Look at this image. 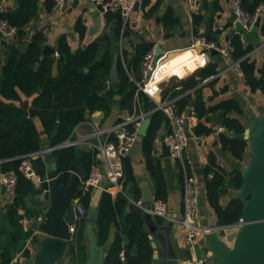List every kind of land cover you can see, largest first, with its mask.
Listing matches in <instances>:
<instances>
[{"label":"trees","instance_id":"trees-1","mask_svg":"<svg viewBox=\"0 0 264 264\" xmlns=\"http://www.w3.org/2000/svg\"><path fill=\"white\" fill-rule=\"evenodd\" d=\"M40 3L41 0H18L17 10L9 13L8 18L18 28L20 39L26 38V30L37 18ZM263 4L264 0H256L252 5H249L247 0H243L244 10L250 15H253ZM54 5L55 2L52 0V7ZM119 19L123 23L120 17ZM201 21V18H195L196 25H199ZM163 22L168 29L179 24L171 11L165 15ZM77 30L83 37L85 28L81 23L78 24ZM206 39L214 41L210 37ZM44 44L45 38L37 34L25 48L9 46L7 62L0 69L2 75L0 167L3 173L15 171L18 175L17 194L10 211L11 216L15 218L18 215V209L24 207L25 199L39 193L36 190L35 181L25 178L18 171L23 157L39 153L45 149L46 145L49 148H56L52 154L61 174V183H65L70 166L77 157V147H60L72 138L75 129L85 122L88 116L102 112L108 117L114 108L129 114L135 111L149 113L156 108L153 100L143 93H138L135 82L131 80L121 61L119 64L121 83L118 85L110 83L114 49L108 36L101 37L87 47H80L75 53L66 39L62 38L56 48L59 57L44 56ZM231 46L233 48L231 56L235 62L240 63L251 92L260 91L264 94V71L259 74L256 64L246 58L249 51L244 49L240 36L232 39ZM152 49L151 46L138 47L136 57L129 65V69H132L138 80L142 77L141 68L144 57ZM55 65L58 66L57 77L53 75ZM216 75H218L217 66L210 64L188 78L175 82L174 92L170 98L176 99L180 113L186 111L192 103V111L201 122L209 121L208 117L211 114H219L221 125L230 134V137H227L221 133V143L225 149L230 147L233 156L242 161L248 147V142L244 139L246 129L239 120L229 117L234 112L243 115L241 106L237 101L230 100L208 108L203 95L201 85L205 80ZM24 97L33 98L31 107L39 111V117L36 119H39L42 131L39 130L36 119L30 117L29 107L25 105ZM151 119V127L147 137L143 138L142 148L155 186V199L165 203L167 186L156 155L155 144L161 130L167 126V120L161 111L153 112ZM212 133V129H208L203 124L196 128L198 136ZM33 163L37 174L43 178L46 174L45 159L38 157ZM89 170L90 164L84 169V178H87ZM210 176H212L211 179ZM228 176L219 169L215 157L211 155L210 166L205 170L206 190L209 203L215 210L218 225L221 227L233 226L243 217L244 202L241 199L231 201L226 208L220 205ZM232 183L235 188H242L241 172L234 175ZM134 184L135 180L127 167L126 159L124 190L127 192L128 188ZM77 197L88 211L91 206V191L80 193ZM128 202L127 196L122 193L116 198L106 192L102 194L97 220L93 224L98 246L104 247L109 240L112 228L117 229L115 241L104 258L103 264H125L120 258L121 252L126 250L133 252L135 247L138 248L135 253L140 264L153 262L154 249L146 230V222L143 217L135 214L126 215ZM86 224L87 220L82 227L78 228L74 242H80ZM21 238L22 229L18 226L13 237L14 242H18ZM78 249L81 250L82 246L78 245ZM9 251L7 246L0 245V264H11L13 256Z\"/></svg>","mask_w":264,"mask_h":264},{"label":"crops","instance_id":"crops-1","mask_svg":"<svg viewBox=\"0 0 264 264\" xmlns=\"http://www.w3.org/2000/svg\"><path fill=\"white\" fill-rule=\"evenodd\" d=\"M255 1L247 0L249 5H252ZM17 2L18 0H6L11 13L17 10ZM140 3V7L135 9L129 21L122 23L117 15L99 11L89 0H66L62 9H58L56 5L52 7V0H41L37 18L26 30V38L20 39L18 37L13 44H6L0 39V69L7 62L9 46L16 45L25 48L37 34H41L45 38L44 47L57 48L60 40L65 38L74 52L80 47L91 45L106 35L113 46V53L119 55L120 61L127 69L128 74L132 73L133 80L138 82L142 77L138 80L132 69H129V65L133 63L136 57L138 47L151 46L154 49L160 46L166 53L186 49L199 37H210L220 47L229 50V59H223L221 55L212 56L211 54L201 57L200 55L192 54L190 51H185L169 59L168 69L173 70L176 76L185 78L188 75L186 67L193 71L201 61L206 62L202 69L210 64L216 65L218 75H216L215 79L201 85L207 107H216L230 100L237 101L244 114L239 115L234 112L229 117L239 120L245 129H248L251 123L250 111L257 115L262 114L264 111V94L260 91L252 93L247 86L240 63L235 62L231 56L233 51L231 42L235 36H240L244 49L249 51L246 58L256 64L259 74L264 71V4L257 9L260 12V26H257L251 32H243L236 22L233 23L230 20L233 11V0H201L196 13L190 12L186 0H140ZM169 11L173 12L175 18L179 21V24L172 29L166 28L163 22L165 15ZM196 17L202 19L199 25L195 24ZM79 23L85 28L83 37L77 30ZM118 31L120 32L119 35L117 34ZM196 61L199 62L197 63ZM53 75L55 77L59 75L57 65L54 66ZM1 80L2 75L0 74V82ZM175 82L178 81L164 80L159 84L163 99L171 97L172 92H174ZM32 101L33 98L24 97L25 105L31 107ZM153 101L156 104L157 101ZM192 110L193 108L189 106L183 112L194 116L196 123L195 128L192 130L193 138L190 140L189 147L185 152L186 172L197 180L202 220L208 222V227L214 228V233L216 232L222 239H226L236 230L231 228V226L221 227L218 225L216 212L211 207L207 197L205 170L210 166V156L212 155L215 157L216 165L219 169L229 175L226 177V190L220 199V205L224 208L228 207L231 201L240 199L238 196L240 189L235 188L232 179L235 174L242 173V169L249 162L251 158L250 146L248 143L244 159L240 161L233 156L230 147L228 149L223 147L220 140L221 135H215L214 133L203 136L196 135V128L200 124L212 129L213 125H221V121L219 114H211L208 117L209 121L204 120L201 122ZM130 115L132 114L121 112L118 108H114L108 117L105 116L100 125L108 127L123 121ZM90 118L91 115L88 116L87 120ZM36 124L39 130L42 131L39 119H36ZM90 133V127L82 125L74 132L71 140L80 141ZM222 134L230 137L228 132ZM161 140V138L156 140L155 147L167 186L165 203L168 206L169 215L171 214L173 218L170 241L178 262L184 264L188 259V252L186 249L185 229L180 221L184 212L183 190L185 173L181 166L176 164L171 157L162 158ZM142 144L143 138H140L127 158V167L135 180V184L127 190L129 201L137 202L142 200L143 187L147 185L146 183L151 187L155 198V186L147 168ZM45 148L49 147L46 145ZM80 149L87 151L89 155L85 167L88 164L91 166L88 149L81 146L77 147V154ZM2 173L1 170L0 176ZM211 178L212 176H210ZM38 183L40 182H35V187L39 193L25 199L24 207L18 209L16 218L10 214L14 201L12 202L7 197L0 184V245H5L10 250L9 252L13 256L11 264H33L42 252L44 243L51 240L44 229L45 213L50 208V203H45L40 199L43 192L38 190ZM232 184L234 188H231ZM103 193L101 190L91 191L90 209H96L97 214ZM118 194L113 195V198H116ZM72 209L71 214L74 217L73 202ZM126 215H129L128 209L126 210ZM153 221L159 227H166L169 222V220L155 217H153ZM89 224L87 221L80 242H78L79 244L74 241L80 225L75 227V232H72V240L68 243L64 254L56 261V264L88 263L90 253L87 227ZM18 226L22 229V238L18 242H14L13 237ZM217 229L220 231H217ZM116 234L117 229L112 228L108 242L104 247H101L105 252L104 258L112 247ZM199 243L202 244L203 240ZM78 245L82 246L81 250L78 249ZM132 253L136 255L135 250ZM155 253L157 251L154 250L152 264H160L159 261L154 259Z\"/></svg>","mask_w":264,"mask_h":264},{"label":"built area","instance_id":"built-area-1","mask_svg":"<svg viewBox=\"0 0 264 264\" xmlns=\"http://www.w3.org/2000/svg\"><path fill=\"white\" fill-rule=\"evenodd\" d=\"M58 9H62L66 0H53ZM96 8H101L103 13H111L118 15L124 23H127L135 11L136 5L140 0H89ZM188 8L191 13H196L199 9L201 0H186ZM233 11L236 15V23L240 26L243 32H251L257 27L258 21H260V12L256 11L253 15L248 14L243 7V0H233ZM10 9L6 3V0H0V35L1 41L6 44H13L19 37L18 28L12 24L8 15ZM217 51L223 59L230 58V52L226 48L220 47L214 41H208L205 37L197 38L194 43L182 50H176L173 52H166L160 55L158 60L155 61L156 49L149 51L142 63V78L140 81L135 82L133 80L132 73L129 76L132 81L135 82L138 93H143L151 100H156V108L153 112L161 111L164 113L167 120V126L165 129V137L161 141H164L170 149L171 159L178 165L185 173L184 190H183V217L180 221L185 229L186 235V249L188 252V259L184 264H202L198 262L194 252V246L200 244L201 240L207 234L214 232V228L203 226V220L200 215V194L197 187V180L194 176L187 174L185 168V152L189 147L190 140L185 132V125H187L189 132L192 134V130L195 128L196 123L194 116L180 113L176 99L166 98L163 99L159 90V84L164 80L181 81L202 69L206 62L201 61L193 71L189 70L188 75L185 78L176 76V73L168 69L169 59L185 51H190L194 55H200L204 57L207 54H211L210 51ZM56 57H59L56 51ZM216 76L205 80L206 84L209 81L215 79ZM153 112L144 113L135 111L132 115L124 119L123 121L114 125L103 127L100 124H94L92 122V116L98 114H92L91 118L81 123L77 129L82 125H87L91 129V133L84 137L80 141H72L71 139L66 142L60 148L68 147H85L88 149L91 158V166L87 178L82 181V192L85 193L92 190H101L115 195L116 193H122L127 196V192L124 190L125 182V160L132 153L136 143L141 138L138 135L143 121L147 117H151ZM212 131L215 135H220L226 132L225 127L221 125H213ZM74 131V132H75ZM74 135V133H73ZM159 139V138H158ZM56 148H45L39 153L25 156L21 159L19 166V173L25 178L41 182L42 178L37 174L34 168V160L38 157L45 159L49 154H52ZM0 184L7 195V197L13 202L17 194L18 175L15 171L2 173L0 176ZM74 203V221L75 226L72 232H75V227L82 225L87 220L88 211L84 208L80 198H76ZM136 204L144 209L146 214L152 217L162 218L170 220L169 210L166 203L162 201H154L151 205L144 206L142 200L137 201ZM173 220V218H172ZM243 224L241 219L237 224L231 226L236 232L240 230ZM125 251L120 254L121 260L125 263Z\"/></svg>","mask_w":264,"mask_h":264},{"label":"water","instance_id":"water-1","mask_svg":"<svg viewBox=\"0 0 264 264\" xmlns=\"http://www.w3.org/2000/svg\"><path fill=\"white\" fill-rule=\"evenodd\" d=\"M140 2L136 8L140 7ZM99 11L103 10L99 7ZM231 22L236 21V15L232 11ZM257 26H260L258 21ZM1 39V35H0ZM155 61L160 55L165 53L160 46L156 48ZM75 53V52H74ZM212 56L219 55L217 51H210ZM44 56L55 55L56 48L45 46ZM120 57L116 53L113 57V63L110 74V83L118 85L121 83L119 73ZM88 72V70H87ZM29 107L28 105H26ZM193 108V104H190ZM29 114L32 119L39 117V111L29 107ZM105 114L100 112L92 117L94 124H101ZM250 126L246 129L244 138L249 143L251 158L247 165L242 169L243 186L238 191L239 198L244 202L243 206V224L239 231L232 233L226 239H222L216 232L207 234L202 244L194 246L195 256L198 262L202 264H264V111L257 115L250 111ZM152 119L147 117L140 129L138 135L145 138L151 127ZM185 132L189 139L193 135L185 125ZM165 129L159 134V138L164 139ZM162 158L171 157L170 149L162 141ZM88 152L78 150L75 161L70 166L68 178L65 183H61V174L58 171L53 154L45 157L46 174L42 181L38 183L39 191L43 192L40 199L45 203H50V208L45 213L44 229L51 238L44 243L42 252L33 264H56V261L62 257L68 243L72 240V229L75 226L74 217L71 214L72 202L82 192L81 181L84 179V168L88 162ZM1 172V170H0ZM143 187L142 204L151 205L154 201V194L149 186ZM234 188V185H231ZM128 214H135L143 217L146 222V228L149 233L152 247L157 253L154 259L160 264H182L178 262L170 241V234L173 227L172 215L166 227H159L153 217L144 212V209L136 204V201L128 202ZM97 220V210L92 208L87 215V221L90 223L87 227L89 239L90 259L87 264H103L105 252L98 246L93 225ZM203 226H208L207 221H203ZM217 231H220L217 229ZM136 247L134 250L136 251ZM125 264H140L138 257L133 255L132 251H125Z\"/></svg>","mask_w":264,"mask_h":264},{"label":"rangeland","instance_id":"rangeland-1","mask_svg":"<svg viewBox=\"0 0 264 264\" xmlns=\"http://www.w3.org/2000/svg\"><path fill=\"white\" fill-rule=\"evenodd\" d=\"M72 210H73V209H72ZM72 210H71V211H72ZM80 226H82V225H80Z\"/></svg>","mask_w":264,"mask_h":264}]
</instances>
